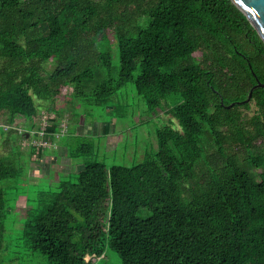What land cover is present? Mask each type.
Returning <instances> with one entry per match:
<instances>
[{
    "label": "trees",
    "instance_id": "trees-1",
    "mask_svg": "<svg viewBox=\"0 0 264 264\" xmlns=\"http://www.w3.org/2000/svg\"><path fill=\"white\" fill-rule=\"evenodd\" d=\"M256 78L264 42L231 0H0L3 146L15 133L38 138L41 108L86 89L105 107L131 83L150 114L170 115L141 163L86 161L56 181L27 213L26 248L48 264H103L92 260L106 249L121 264H264V88L238 103ZM49 124L51 137L60 127ZM20 175L0 153V183ZM5 205L0 186V217Z\"/></svg>",
    "mask_w": 264,
    "mask_h": 264
},
{
    "label": "rangeland",
    "instance_id": "rangeland-1",
    "mask_svg": "<svg viewBox=\"0 0 264 264\" xmlns=\"http://www.w3.org/2000/svg\"><path fill=\"white\" fill-rule=\"evenodd\" d=\"M109 39L116 75L118 51L111 34ZM46 66L49 71L52 70V61ZM84 93L83 96L74 95L65 102L58 103L52 113L61 119L65 117L59 127L67 133L77 128L83 129L80 136L69 141L65 157L69 158V150L76 149L81 144H92L94 147L88 148L89 157L70 158L72 165L54 172L61 168L54 159L43 158L41 154L33 155L32 160H27L31 133L21 140L16 133L10 136V141L18 146V151L12 149L15 150L12 152L11 148L15 147L12 143L5 146L0 143V153L11 156L21 170L20 176L0 183L6 198L5 213L0 217V264H48L45 256L32 254L26 248L21 240V227L28 211L48 202V195L54 190V184L50 185L52 183L49 179L54 183L59 180H73L86 161L97 160L107 165L126 167L141 163L147 152L156 147V129L168 125L170 115L165 111L159 112V116L150 114L131 83L122 86L108 99L105 107L93 98L91 89H86ZM34 102L37 106L48 104L36 98ZM175 102L176 97H171L165 104L171 106ZM41 114L43 119L52 116L42 108ZM54 148L55 145L44 150ZM66 162L68 163L63 160L61 163L66 165ZM34 173H37V177L32 176ZM86 260L89 261L90 257H86ZM97 261L103 264H121L117 253L110 249H106L101 258L92 260L93 263Z\"/></svg>",
    "mask_w": 264,
    "mask_h": 264
},
{
    "label": "water",
    "instance_id": "water-1",
    "mask_svg": "<svg viewBox=\"0 0 264 264\" xmlns=\"http://www.w3.org/2000/svg\"><path fill=\"white\" fill-rule=\"evenodd\" d=\"M231 2L244 14L264 42V0H231ZM255 80L256 84L249 90L246 99L238 102L239 104L243 105L248 103L255 89L264 88V83H261L257 78ZM233 105L234 104L231 103L227 105L226 108L229 109Z\"/></svg>",
    "mask_w": 264,
    "mask_h": 264
},
{
    "label": "crops",
    "instance_id": "crops-1",
    "mask_svg": "<svg viewBox=\"0 0 264 264\" xmlns=\"http://www.w3.org/2000/svg\"><path fill=\"white\" fill-rule=\"evenodd\" d=\"M67 100L66 97L62 98L61 101L59 103L65 102ZM44 110V109H43ZM63 114V113H61ZM51 118H49V123L52 122V120L57 119L58 121V125L60 126V122H62V120L65 118H59L57 117L55 114L50 113ZM60 120V121H59ZM83 133V129L82 128H77L74 131L67 133L65 132L64 134H62V136H60V138H57L56 140H52V142L55 145V150L54 149H48L46 151H44V153L42 154L43 158H47V159H54V162L56 163V165H58L59 167H61L59 170H55L54 172L60 171L62 168H65V166H69L72 165V160L70 158H66V150L68 149L67 146H69V141H71L73 138L80 136ZM67 148V149H66ZM114 149V148H113ZM111 149V150H113ZM28 156H27V160L30 161L32 160L33 155H29L30 154V150L27 151ZM35 160V159H34ZM68 161V163L66 165H63L61 162L62 161ZM29 168V167H28ZM29 173V172H28ZM32 176H36L37 177V173H34ZM43 178V177H42ZM49 178V176H48ZM49 182H51L53 185L54 182H52L50 179L48 180Z\"/></svg>",
    "mask_w": 264,
    "mask_h": 264
},
{
    "label": "built area",
    "instance_id": "built-area-1",
    "mask_svg": "<svg viewBox=\"0 0 264 264\" xmlns=\"http://www.w3.org/2000/svg\"><path fill=\"white\" fill-rule=\"evenodd\" d=\"M42 117V116H41ZM41 121L39 122V126L37 128L36 131H34L35 135L38 136V138L31 139L30 145L32 146H36L37 148H42V149H47L50 148L54 145V143L52 142V137H54V139L59 138L60 136H62V134H64L66 132V130H63L62 128H60V131L57 133H55L53 136H49L46 134V129L47 127L50 125L49 124V118H45L40 119ZM32 135V133H31ZM32 137V136H31Z\"/></svg>",
    "mask_w": 264,
    "mask_h": 264
}]
</instances>
